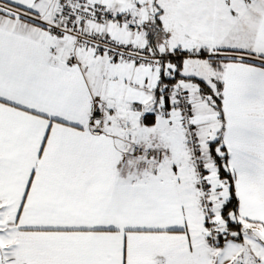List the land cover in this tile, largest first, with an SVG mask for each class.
Listing matches in <instances>:
<instances>
[{
	"label": "snow or ice",
	"instance_id": "6c2138e0",
	"mask_svg": "<svg viewBox=\"0 0 264 264\" xmlns=\"http://www.w3.org/2000/svg\"><path fill=\"white\" fill-rule=\"evenodd\" d=\"M0 264H264V0H0Z\"/></svg>",
	"mask_w": 264,
	"mask_h": 264
}]
</instances>
